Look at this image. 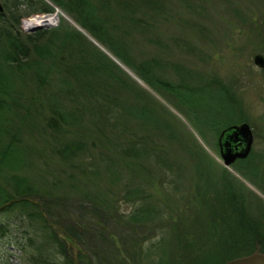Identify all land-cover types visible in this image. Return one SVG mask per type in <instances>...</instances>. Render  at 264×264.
<instances>
[{"label": "rangeland", "instance_id": "1", "mask_svg": "<svg viewBox=\"0 0 264 264\" xmlns=\"http://www.w3.org/2000/svg\"><path fill=\"white\" fill-rule=\"evenodd\" d=\"M27 1L0 0L11 13L20 3L16 10L24 35L35 31L23 30V22L42 14L26 15ZM169 7L161 37L166 48L160 51L167 70L159 74L166 85L159 90L143 83L58 9L59 22L63 19L78 30L126 77L105 74L104 82H92L87 89L75 80H55L51 86V92L63 94L83 114L79 127H71L65 140L85 141L90 151L70 162L55 154V145L61 143L43 130L41 119L31 123L24 110L7 103L0 113V149H16L13 161L8 158L0 166V184L6 185L13 175L27 177L43 190L44 197L35 202L45 205L53 219L83 235L96 251L105 248L98 235L105 231L124 264H219L253 252L252 233L242 227L250 219L246 213L252 216L255 197L264 201V188L255 189L243 175V166L225 168L217 148L219 133L241 122L253 128L255 145H264V70L253 62L255 56H264V0H173ZM139 49L147 51L145 45ZM175 65L185 73L177 75ZM29 74H9L12 96L9 92L7 100L11 96L10 101H21L33 90ZM183 79L189 90L174 91ZM102 96L115 111L107 121L100 118V104L93 99ZM91 121L102 132H93ZM127 144L147 153L137 160L123 159L120 151ZM137 191L143 192L144 201L136 198ZM140 203L155 209L153 221L127 225L124 220ZM55 231L71 260L87 253V248L64 241L62 232ZM33 232L19 212L0 214V264H29L30 255L22 247ZM34 241L25 250L37 261L35 244L43 243L42 235ZM47 249L59 253L53 246ZM135 249L138 257L133 256ZM107 258L112 261L110 255Z\"/></svg>", "mask_w": 264, "mask_h": 264}, {"label": "trees", "instance_id": "2", "mask_svg": "<svg viewBox=\"0 0 264 264\" xmlns=\"http://www.w3.org/2000/svg\"><path fill=\"white\" fill-rule=\"evenodd\" d=\"M47 1L51 2L55 8L60 9L81 30L104 46L123 65L133 70L147 86L159 90L166 85L160 78L161 76L159 77L161 72L165 73L167 70L166 64L160 56L161 48H166L161 37L164 34L163 26L170 16L169 6L173 0ZM25 4L28 8L26 15L36 12L53 13L55 10L44 0H28ZM184 4L188 3L185 1ZM19 5L20 3H15L12 6V13L4 8V14L0 15V113L6 110L7 103L13 102V106L17 105L21 110H24L27 120L31 123H36L37 118L41 119L43 130L61 143L55 145V154L63 161L70 162L80 154L90 151L89 145L85 141L65 140L71 127H79L83 120V114L80 107L69 105L63 94L59 96V93L51 92V86H55V80L62 84H69L71 80H75L87 89L92 82H104L101 76H105V74L115 76V78L126 77V75L107 57L88 45L84 36L63 19L54 29L37 30L30 35L22 34L19 29L21 15L16 10ZM180 43L183 48V43L179 40L176 41L177 45ZM142 45L147 47L146 52L139 49ZM173 70L179 76L185 73L178 65H175ZM23 71L30 73L29 82L33 84V90L29 94L22 95L21 101H17L16 97H12L13 100L10 101L12 90L7 86L9 74ZM184 82L183 79L181 83L173 86V90L178 92L188 89ZM9 92L11 96L7 100ZM89 95L92 94L89 93ZM93 99L100 104V118L107 121L106 119L115 113L106 103L107 97ZM91 117L93 116L91 115ZM91 123L94 128L93 132H102L95 121H91ZM57 135L61 138H57ZM103 136L105 137L104 132ZM91 145L94 147V143ZM5 149L6 151L0 149V166L6 165L8 158L10 162L13 161L11 158L16 148L11 150L10 146H6ZM146 153L145 148L134 144H127L120 151L123 159L133 160H137ZM101 156L103 155L101 154ZM43 197V190L35 186L25 176L13 175L6 185L0 184V214L17 211L23 220L27 219L30 227L34 230L33 234L27 236L28 245L22 247V251L30 255L29 264L31 262L33 264H106L107 262L124 264L120 260L121 256L118 251L113 252L114 248L110 245L113 241L105 236V231H100L98 234L100 238L102 237L99 242L105 248L94 250L84 240L83 235L73 231L68 225H63L60 221L53 219L45 205L35 202L36 199ZM136 198L144 201L143 192L137 191ZM154 211L155 209L151 206L140 203L124 221L127 225L132 222L148 224L155 217ZM48 218L54 221L52 225ZM137 225H141V223ZM56 229L62 232L64 241L69 240L80 244L82 248L88 249L87 253L85 255L80 253L77 259L71 260L67 249L57 239L59 233L55 231ZM26 232L29 231L26 230ZM38 234L42 235L43 243H40L39 246L38 243L35 244L39 259L36 261L35 255L27 253L25 247L33 245ZM126 237L133 240L129 233ZM50 246L59 252L56 253L58 258L47 249ZM103 250H105L104 253ZM108 253L112 257V261H108ZM143 253L147 254L144 251ZM133 256L138 257L137 249L133 251ZM140 257H143L142 253H140ZM137 264H140V261Z\"/></svg>", "mask_w": 264, "mask_h": 264}, {"label": "flooded vegetation", "instance_id": "3", "mask_svg": "<svg viewBox=\"0 0 264 264\" xmlns=\"http://www.w3.org/2000/svg\"><path fill=\"white\" fill-rule=\"evenodd\" d=\"M242 124H247V123L241 122L239 124L229 125L225 127L223 130L227 129L230 126H239ZM247 125L250 127L249 124ZM250 130L252 133V145L250 147V151L247 157L243 159H236L235 162L231 164V166L238 167L239 169H241V167L243 166L244 169L243 175L250 183L253 182L255 189L261 191L264 188V145L263 146L255 145L257 137L252 127H250ZM221 132L219 133V136ZM263 132L264 130H262V134ZM217 148L219 151L218 139H217ZM253 203H254L253 208L250 210L252 211V216H249L246 213L247 212L246 206L245 204L242 203L243 212L246 213V217L250 218L248 222H246V224L242 227V229L246 232L252 233L250 234L251 239L249 241L250 242L249 245H251L252 251L254 252L258 250L260 253L264 254V201H262L260 197L258 198L255 197V202Z\"/></svg>", "mask_w": 264, "mask_h": 264}, {"label": "water", "instance_id": "4", "mask_svg": "<svg viewBox=\"0 0 264 264\" xmlns=\"http://www.w3.org/2000/svg\"><path fill=\"white\" fill-rule=\"evenodd\" d=\"M5 10L0 2V15L4 14ZM35 28L32 30H40ZM255 67L264 69V56L257 55L253 59ZM252 145V133L247 124L239 126H230L223 130L218 138L219 153L222 163L225 168H229L236 159L247 157ZM219 264H264V254L258 250L252 253L225 260Z\"/></svg>", "mask_w": 264, "mask_h": 264}, {"label": "built area", "instance_id": "5", "mask_svg": "<svg viewBox=\"0 0 264 264\" xmlns=\"http://www.w3.org/2000/svg\"><path fill=\"white\" fill-rule=\"evenodd\" d=\"M59 14H62V13L56 8L53 13L34 15L32 17H29L23 22V25H22L23 30L29 31V29L27 28L28 24L26 23H31L37 20L39 21V23L44 20V23H42L43 24L42 26H44L43 29L44 28L54 29L58 27L59 25Z\"/></svg>", "mask_w": 264, "mask_h": 264}, {"label": "bare ground", "instance_id": "6", "mask_svg": "<svg viewBox=\"0 0 264 264\" xmlns=\"http://www.w3.org/2000/svg\"><path fill=\"white\" fill-rule=\"evenodd\" d=\"M59 19H60V17H59ZM42 23H44V20L41 21L40 23L37 20V21H33L31 23H26V24H28L27 28L29 29V31H32L35 28H43L44 26H42L43 25Z\"/></svg>", "mask_w": 264, "mask_h": 264}]
</instances>
